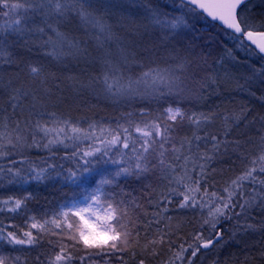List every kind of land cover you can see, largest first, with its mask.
I'll list each match as a JSON object with an SVG mask.
<instances>
[{
    "label": "trees",
    "instance_id": "obj_1",
    "mask_svg": "<svg viewBox=\"0 0 264 264\" xmlns=\"http://www.w3.org/2000/svg\"><path fill=\"white\" fill-rule=\"evenodd\" d=\"M8 2L11 4L17 0ZM95 3L96 15L102 14L103 22L108 25L111 33V39L106 38L107 33L100 36L103 47L98 45L95 38L100 35L98 31L90 25L82 26L74 15L61 25V31L68 33L70 38L75 37L81 41L80 47L87 50L84 54L65 55L57 60L46 54V48L32 44V38L26 34L0 33V48L5 52L0 55V121L5 116L9 118L8 131L14 127L11 122L17 119L22 122L26 119L47 121L49 127L53 126L51 122L56 119L70 120L72 125L85 130H89V125L95 123L98 126L96 135L99 136L100 127L115 128L117 124H124L127 119L137 123L154 119L169 104H178L188 115L192 112H215V121L197 134H219V139L239 141L241 147L234 150V144H227L226 148L221 147L219 152L213 153L212 142L200 140L193 142L192 151L196 152L195 145L199 144L200 153L207 152L213 156L208 161L199 160V163L207 164L208 173L206 182L201 181V186L208 187L210 192L221 191L227 181L234 179L245 167L250 166L251 158L261 150L260 136L264 135V119H261L264 117V57L256 50L238 46V42L225 28L209 22L204 16L189 12L187 8L182 9L178 0H95ZM147 4L161 16L167 14L169 19L184 16L188 26L177 29L173 38L168 34L169 30L162 31L151 23V16L146 10ZM2 11L4 12L1 5L0 13ZM243 12L256 21L264 20V0L249 1ZM1 23L4 22L1 21L0 26L4 25ZM256 30L264 31V28ZM164 36H168V39L164 40ZM25 41L29 43L26 44ZM122 48L130 54L134 53L135 58L143 62L133 64L130 72L125 73L133 77L146 70V67H155L157 64L161 67L174 66L182 59H191L193 63L187 70L181 73L177 69L176 74L184 80L182 86L192 89L193 94L185 97H121L105 93L102 82L95 81L102 72L101 58L107 52L113 60H118ZM9 59L15 63H6ZM32 62L44 66L48 74L45 83L34 80L27 74L25 65ZM207 75H211L215 83L203 89L202 95L196 93L195 90L199 87L196 81ZM15 88L28 91L29 96L26 99L22 97L17 102L19 107L13 114L8 97ZM141 109L147 115H142ZM241 110H246V121L251 123L241 121L225 137L224 116L239 113ZM53 113L55 115H51ZM126 113H131V117H126ZM173 123L175 127L172 135L177 144L180 138L191 136L195 131L194 126L187 120ZM66 131L68 136L75 135L70 129ZM12 135L14 138L15 133ZM136 135L138 134L134 133ZM41 136L39 134L37 140L41 144L46 143V139H40ZM27 143H31V136ZM90 143L91 140L81 137L79 140L68 139L63 144L52 145L51 149L21 145H17L15 149L11 146L4 149L11 154L0 157V168L3 169L0 172V200L8 197L22 199L31 195L17 212L0 211V226L8 225V231H16L20 235L29 230L26 224L31 225L30 217L35 216L37 220L48 219L58 211L63 202L83 196L85 185L77 186L79 182L73 183L66 177L68 170H75L79 162L78 157L71 158V153L76 150L74 145L83 149ZM110 155L119 157L116 150ZM131 159L134 162V157ZM189 168H192L191 163ZM17 169L19 175H16ZM37 169H46L45 179L38 181L30 178ZM198 172L197 165L193 175ZM85 175L89 182L94 179L91 174ZM260 178L264 179V176ZM166 186L167 181L161 178L158 171L141 178L126 176L111 187L107 186V192L114 194L117 200L125 201L133 219L139 217L141 223L137 230L140 232L141 247L135 249V255L131 250L114 254L106 251L96 255L94 253L99 252V249H84L81 244L79 251L73 252L74 257H77L73 264H81L78 257L85 256L86 252L93 254L85 256L83 264H139L141 259L145 264H167L181 244L187 246L192 243L194 234L201 233L205 239L210 238L213 230L207 225L202 226V213L199 208H177L176 205L182 198H174L172 203L160 200L159 193ZM253 187L259 190L261 186L246 182V196L256 195L251 191ZM133 200L140 207H135ZM234 211L240 212L239 207ZM153 213L161 215L153 216ZM149 220L153 223L145 232L143 225ZM247 224L256 225L257 228L246 229ZM261 224H264V209L261 208L252 209L239 217L222 219L216 229L222 232L219 244L202 250L194 258V264H264V255H261L264 252V228L259 227ZM12 225H18L19 228H13ZM157 229L168 233L165 242L156 247L155 254L144 252L142 245L145 239L153 238ZM31 230L34 235L38 231ZM41 235L43 239L40 244L33 246L12 247L0 242V256L5 258V264H47V258L54 256L59 250L58 247H53L58 237L43 233ZM49 240L53 243L50 244ZM65 242L71 243L66 239ZM186 255H190V250ZM13 257H19V260L11 259Z\"/></svg>",
    "mask_w": 264,
    "mask_h": 264
},
{
    "label": "snow or ice",
    "instance_id": "obj_2",
    "mask_svg": "<svg viewBox=\"0 0 264 264\" xmlns=\"http://www.w3.org/2000/svg\"><path fill=\"white\" fill-rule=\"evenodd\" d=\"M248 2L249 0H180V6L182 9L187 8L189 12L200 16L206 13L212 21L221 23L228 34L238 42V46L253 51L258 49L259 53H264V31L256 30L264 28V20L256 21L244 14L243 8ZM0 5L8 9L4 12L5 17L10 15L16 17L11 23L5 21L4 25L0 26V33L26 34L32 38V44H39L46 48L48 50L46 54L55 57L57 60L65 55H79L87 51L80 47L81 41L75 37L70 38L68 33L61 31V25L73 15L79 19L82 26L90 25L98 31L100 35L95 38L100 47H103L100 40L101 35L107 33L106 38L111 39V33L108 31V25L103 22L102 14L97 16L95 13V0H17L11 4L8 0H0ZM146 10L151 16V23L162 31L169 30L168 34L172 35L173 38L177 29L188 26V21L184 16H175L169 19L167 14L161 16L158 11L151 8L150 4H147ZM163 39L167 40L168 36H164ZM25 43L28 44L29 41H25ZM253 45H255V49H252ZM4 54V50L0 48V55ZM8 55L10 56V53ZM5 62L15 63L11 59ZM101 63L102 72L95 78V81L102 82L104 92L109 95L121 97L177 95L185 97L193 94L192 89L182 86L184 80L176 74L177 69L181 73L185 72L193 63L191 59H182L174 66L161 67L157 64L155 67H146V70L141 71L135 77L125 73L130 72L133 64H142L143 62L137 60L135 54L128 53L126 49L120 50L118 60H113L110 53H104ZM25 67L29 77L40 80L41 83L47 81L48 74L42 64L32 62L27 63ZM196 83L199 87L195 92L202 95V90L209 87L211 83H215V79L211 75H207ZM28 96L29 92L23 91L22 88L13 89L12 94L8 97L13 114H15V109L19 107L17 102L22 97L26 99ZM33 99L36 97L33 96ZM140 112L142 115H147L144 109H141ZM131 115V113L125 114L126 117H131ZM216 115L215 112H192L191 115H188L187 111L178 104L175 106L169 104L154 119L142 120L138 123L127 119L124 124H117L115 128L100 127L99 136L96 135L98 126L95 123L89 125V130H85L72 125L70 120L60 119L52 121V127L48 126L47 121L26 119L22 122L17 119L11 122L14 123V127L8 131L10 121L5 116L0 121V129H3L0 131V157H7L11 154L4 150L8 146H11L12 149H15L17 145L51 149L52 145L63 144L68 139L79 140L81 137L84 140H91L92 143L83 149L74 145L76 150L71 153V158L78 157L79 162L75 170H68L66 177L73 183L79 182L77 186L85 185L87 193L84 196L85 206L74 205V207L56 213L52 219H45L43 223L34 222L30 226L26 224L29 230L23 231L20 235L16 231H8V225L0 226V241H4L8 245L33 246L40 244L43 239L42 233L55 235L58 240L53 244V247H58L59 250L54 256L50 255L47 258V264H73V260L77 258L74 257L73 252L79 251L81 244L84 249H99V252L94 253L96 255L106 251L114 254L129 250L135 255V249L141 247L140 232L137 230L138 224L141 223L139 217L133 219L125 201L117 200L114 194L105 190V186L116 183L118 177L135 176L141 178L158 171L168 185L159 193L160 200L172 203L174 198H182L176 205L177 208H199L202 213V226L207 225L213 230V235L207 239L201 233L194 234L192 243L187 244V246L181 244L179 250L175 251L167 262V264H178V262L179 264H194V258L202 250L219 244L220 239H222V232L216 229L222 219H231L233 216L239 217L255 208L264 209V179L260 178V176H264V135L260 136L261 150L259 154L251 158L250 166L245 167L240 175L227 181L221 191L210 192L208 187L202 188L201 181L206 182L208 173L206 171L207 164L199 163V160L208 161L213 156L207 152L200 153L199 144L195 145L197 151L193 152V142L211 141L213 153L219 152L221 147L226 148L227 144H234V150L241 147L239 141L219 139V134L208 132H205L204 136L197 134L201 129L207 128L213 123ZM178 120L181 122L187 120L194 126L195 131L191 136L180 138L177 144L172 131L175 127L173 122ZM241 121L251 123L246 121V110L225 115L223 118V135L227 137L233 127H238ZM66 129H70L75 135L68 136ZM13 133H15L14 138ZM134 133L138 135L134 136ZM39 134H42L41 140L46 139V143L41 144L40 140H37ZM29 136H31V143H27ZM124 149L133 153L134 162L123 151ZM114 150L118 153L119 158L110 155ZM66 155L68 154L66 153ZM189 163L192 165L191 169ZM102 164L116 165V168L111 172L96 173L100 176L99 180L89 182L85 174L96 172V168ZM197 165L199 172L193 175ZM11 170L9 169V171ZM2 171L3 169L0 168V172ZM45 172L46 169H37L35 175L30 178L38 181L43 180L46 178ZM19 174V169H17L16 175ZM246 182L261 186L259 190L255 187L251 189L256 195L251 197L245 195ZM92 184H95V187H92ZM173 184L176 186L171 187ZM89 188L91 191H88ZM30 195L22 199L8 197L0 200V205L3 206L0 211L17 212L30 198ZM132 203L135 207H140L135 203V200ZM237 207H239L240 212L234 211ZM94 209H99L105 214L103 216L97 215L93 211ZM164 210L167 211V208ZM205 212L206 215H203ZM152 215L159 216L161 214L153 213ZM29 219L35 221L36 217L33 216ZM152 223L153 221L149 220L143 225L145 232ZM11 227L19 228L18 225ZM166 227L168 226L166 225ZM259 227L264 228V224L259 225ZM256 228L257 226L253 224L246 225V229L255 230ZM31 229L38 231L34 235ZM167 235V232L157 229L153 238L145 239L142 250L155 254L156 247L165 242ZM65 239L71 243H66ZM49 243L52 244L53 242L49 240ZM189 250L190 255H186ZM92 254L86 252L85 256ZM261 255H264V252ZM85 256L78 257L81 264L85 261ZM11 259L18 261L19 257ZM37 259L39 260V257ZM0 264H5V258L0 257ZM139 264H145V261L141 259Z\"/></svg>",
    "mask_w": 264,
    "mask_h": 264
},
{
    "label": "rangeland",
    "instance_id": "obj_3",
    "mask_svg": "<svg viewBox=\"0 0 264 264\" xmlns=\"http://www.w3.org/2000/svg\"><path fill=\"white\" fill-rule=\"evenodd\" d=\"M9 4H10V3H9ZM0 6H1V5H0ZM2 7H3L4 12H5V11H8V9L5 8L3 5H2ZM4 12L2 11V12L0 13V22L2 21V22L5 23V21H7L8 23H11V22L16 18L15 15H10V16H8V17H5V16H4ZM4 23H1V24H4ZM123 151L126 152V153L128 154V157H129V158L134 157V156H133V153H132L130 150H128V149H124ZM118 158H119V157H118ZM115 168H116V165H112V164H106V165H105V164H102V166H98V167L96 168V172L92 173L91 176L94 178L93 180H99L100 176L97 175L96 173L111 172V171H113ZM124 177H126V176L118 177V178H117V182H118L119 179L124 178ZM117 182H116V183H117ZM111 185H113V184L106 185V186H105V190L107 191V186H110V187H111ZM92 187H95V184H92ZM88 191H91V188H89ZM86 194H87V193H86V191H85V193H84L83 196H80V197H78V198H76V199H73V200H70V201L63 202V203L58 207V209H57L58 211H57L56 213H58V212H60V211H65V210H67V209L70 208V207H74V205H79V206H81V207L85 206L84 196H85ZM93 211H94L97 215H100V216H103V215L105 214L104 212H101L99 209H94ZM56 213H55V214H56ZM55 214H54L53 216H51L50 218H48V219H52V218L55 216ZM86 218L91 219L92 217H86ZM43 221H44V220H37V219H35V221L31 220L32 223H34V222H35V223H43ZM49 227H51V226H49ZM0 242L5 243L4 241H0ZM5 244H6V243H5ZM6 245H8V244H6ZM10 246H12V247H19V246H21V245H10ZM0 257H1V256H0Z\"/></svg>",
    "mask_w": 264,
    "mask_h": 264
},
{
    "label": "water",
    "instance_id": "obj_4",
    "mask_svg": "<svg viewBox=\"0 0 264 264\" xmlns=\"http://www.w3.org/2000/svg\"><path fill=\"white\" fill-rule=\"evenodd\" d=\"M179 1H180V0H179ZM249 1H251V0H249ZM200 11H202V10H200ZM204 16H205V18H207L210 22H213V23H215V24H217V25L223 27V26L221 25L220 22L212 21L210 17H207V14H206V13L204 14ZM223 28H224V27H223ZM229 31H230V30H229ZM249 43H250V42H249ZM252 47L255 49V45H253ZM256 50L258 51V49H256ZM260 54L264 57V53H260Z\"/></svg>",
    "mask_w": 264,
    "mask_h": 264
}]
</instances>
